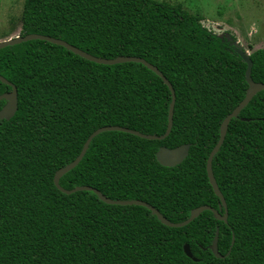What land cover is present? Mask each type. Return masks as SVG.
<instances>
[{
    "label": "trees",
    "instance_id": "16d2710c",
    "mask_svg": "<svg viewBox=\"0 0 264 264\" xmlns=\"http://www.w3.org/2000/svg\"><path fill=\"white\" fill-rule=\"evenodd\" d=\"M201 21L155 0H24L20 36L59 39L101 59L141 58L175 94L164 140L101 133L61 177L62 188L143 201L172 223L200 206L224 214L206 160L222 121L245 96L246 64ZM250 60L251 79L264 84V50ZM0 76L18 100L15 115L0 121V264H264V91L231 120L212 160L226 223L205 211L170 228L144 207L107 205L86 191L65 195L53 184L99 128L161 136L171 103L161 78L140 63L99 65L39 40L1 49ZM10 91L0 82V95ZM186 144L181 164L157 163L160 147ZM217 228L222 259L210 250Z\"/></svg>",
    "mask_w": 264,
    "mask_h": 264
},
{
    "label": "water",
    "instance_id": "95a60500",
    "mask_svg": "<svg viewBox=\"0 0 264 264\" xmlns=\"http://www.w3.org/2000/svg\"><path fill=\"white\" fill-rule=\"evenodd\" d=\"M33 40L44 41V42H48V43L56 45V46L63 47L67 51L73 53L74 55H77L82 59H85L89 62L99 64V65L112 66V65H116V64H122V63H140L145 68L152 71L159 78H161L171 93V103H170V106L168 109L167 126H166L165 132L161 136L145 135V134H142L138 131L130 130V129H127L124 127H119V126H107V127H102V128L97 129L96 131H94L93 133H91L88 136V138L84 142L82 149H81L80 153L77 155V157L71 163H69L68 165L59 169L54 174L53 184L58 191H60L61 193L65 194V195H70V194H73V193L79 192V191L92 192L94 195L97 196V198L101 202H103L104 204H107V205L144 207L147 210H149L151 215L155 216L157 218V220L162 225L170 227V228L184 227V226L188 225L189 223H191L192 221H194L196 218H198L199 215H201L205 211H210L213 214V217L215 220L226 223V221H227V206H226L225 199H224L223 195L221 194V192L217 186L216 180H215L213 172H212V160L224 142V139H225V136L227 133V129H228V126H229L231 120L235 119L239 116L240 112L249 104L251 99L258 92L264 91V84L255 83L251 79L252 62L250 60V54H248L246 51L242 50L241 48H237V47L234 48L235 54L246 64L245 81L247 84V89H246L245 96H244L243 100L222 121L220 128H219L218 141L215 144V146L212 148V150L210 151V153L207 157V160H206V174H207L208 182H209V185L211 186V188L213 190L214 195L219 199L218 209L219 210L224 209V214L220 215V213L217 210H215L209 206H200L198 208L193 209L190 212L189 217L185 221L180 222V223H172L169 220H167L165 217H163V215H161L159 213V211H157L154 207H152L151 205H149L143 201H139V200H127V201L112 200V199L105 197L101 192H99L97 189L92 188V187L79 186V187H75L71 190H66L59 185V180L61 179V177H63L69 171L74 169L81 162L85 153L88 150V147H89L91 141L101 133H104V132H121V133L129 134V135L144 139V140H148V141L164 140L169 135L171 128H172V123H173L175 94H174V91H173L171 84L161 74V72H159V70L156 67L147 63L145 60H143L141 58H138V57H117L115 59H101V58L93 57V56L77 49L76 47L69 45L68 43H66L62 40L54 39V38H51L48 36H43V35H37V34H29V35H25V36L18 35L14 38H8L6 40H2V41H0V50L5 48V47H11L14 45H18V44H21V43H24L27 41H33ZM0 82L11 88L10 92H7V93L0 95V101H2V100L5 101V105L0 110V121H2V120L9 121L15 115V113L17 111V105H18L17 90H16L14 85H12L10 82H8L2 76H0ZM189 149H190L189 144L181 145V146L173 148V149H168L166 147H160L155 154V158H156L157 163L160 166L172 168V167H175V166H177L183 162V160L188 156ZM217 239H218V228L216 229V234H215V237H214L212 244L210 246V250L216 258L222 259L225 256H221L218 253ZM233 243H234V241L232 238L230 249L233 246ZM183 251H184V254L186 255V257H188L189 259H191L194 262L197 261V259L193 257L188 245L184 246ZM228 254H229V251L226 254V256Z\"/></svg>",
    "mask_w": 264,
    "mask_h": 264
},
{
    "label": "rangeland",
    "instance_id": "374dc122",
    "mask_svg": "<svg viewBox=\"0 0 264 264\" xmlns=\"http://www.w3.org/2000/svg\"><path fill=\"white\" fill-rule=\"evenodd\" d=\"M200 15L202 25L232 49L264 50V0H155ZM24 0H0V41L19 35Z\"/></svg>",
    "mask_w": 264,
    "mask_h": 264
}]
</instances>
